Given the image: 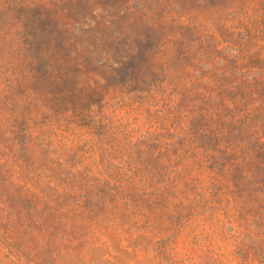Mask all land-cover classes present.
Here are the masks:
<instances>
[{
  "label": "rangeland",
  "instance_id": "374dc122",
  "mask_svg": "<svg viewBox=\"0 0 264 264\" xmlns=\"http://www.w3.org/2000/svg\"><path fill=\"white\" fill-rule=\"evenodd\" d=\"M0 264H264V0H0Z\"/></svg>",
  "mask_w": 264,
  "mask_h": 264
}]
</instances>
